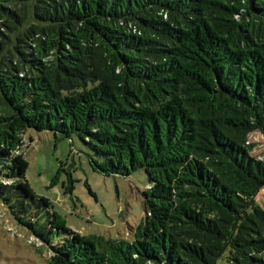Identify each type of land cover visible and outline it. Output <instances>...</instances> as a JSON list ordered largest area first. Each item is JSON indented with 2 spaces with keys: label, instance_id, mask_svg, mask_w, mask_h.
<instances>
[{
  "label": "trees",
  "instance_id": "16d2710c",
  "mask_svg": "<svg viewBox=\"0 0 264 264\" xmlns=\"http://www.w3.org/2000/svg\"><path fill=\"white\" fill-rule=\"evenodd\" d=\"M29 129L105 175L145 171L129 238L75 231L35 192ZM254 131L264 0H0V200L48 264H264Z\"/></svg>",
  "mask_w": 264,
  "mask_h": 264
},
{
  "label": "rangeland",
  "instance_id": "374dc122",
  "mask_svg": "<svg viewBox=\"0 0 264 264\" xmlns=\"http://www.w3.org/2000/svg\"><path fill=\"white\" fill-rule=\"evenodd\" d=\"M25 138L22 150L29 161L27 177L38 195L55 203L70 228L82 234L130 237L131 227L146 215L144 191L149 181L143 169L130 175H105L92 169L78 139L75 143L56 141L53 134L33 129ZM249 140L253 146L251 155L264 162V135L254 131ZM70 170L75 180L72 195L63 191V181ZM56 176L57 183L51 184ZM257 199L264 206V188ZM47 258V251L38 249L32 233L16 222L0 200V264H48Z\"/></svg>",
  "mask_w": 264,
  "mask_h": 264
}]
</instances>
